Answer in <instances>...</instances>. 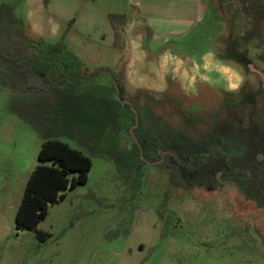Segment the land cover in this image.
I'll use <instances>...</instances> for the list:
<instances>
[{
  "label": "rangeland",
  "instance_id": "obj_1",
  "mask_svg": "<svg viewBox=\"0 0 264 264\" xmlns=\"http://www.w3.org/2000/svg\"><path fill=\"white\" fill-rule=\"evenodd\" d=\"M231 1L229 42L219 51L244 81L237 92L220 82L185 95L177 85L162 94L128 87L124 66L110 64L117 56L77 33L84 30L79 19L53 33L59 22L41 9L37 33L38 4L0 0L3 39L40 45L51 86H62L39 92L25 85L36 76L0 75V264H264V211L230 185L199 187L211 164L222 165L220 157L205 158L209 152L248 169L261 159L252 140L264 145V0ZM65 39L78 66L64 51L48 53L47 45ZM104 71L121 77L144 133L159 142L147 158L131 138L138 116L135 124ZM47 140L81 151L92 167L84 185L49 206L38 229L50 236L41 242L35 231L16 229L15 215ZM190 155L201 158L183 166Z\"/></svg>",
  "mask_w": 264,
  "mask_h": 264
},
{
  "label": "crops",
  "instance_id": "obj_2",
  "mask_svg": "<svg viewBox=\"0 0 264 264\" xmlns=\"http://www.w3.org/2000/svg\"><path fill=\"white\" fill-rule=\"evenodd\" d=\"M30 2L39 5L32 22L34 31L42 29L36 21L41 9L59 22L53 33L60 32L62 25L70 30L73 22L79 25V19L84 30L77 33H82L86 43L95 44L97 51L108 50L112 58L117 56L110 64L124 66L123 80L132 89L163 93L173 84L183 94L195 95L200 87L213 89L220 82L226 87L215 62L231 66L219 51L222 40L229 42L226 30L231 0H46L45 4L27 0ZM68 40L60 43L71 52ZM208 51L214 54L213 63L205 67Z\"/></svg>",
  "mask_w": 264,
  "mask_h": 264
},
{
  "label": "trees",
  "instance_id": "obj_3",
  "mask_svg": "<svg viewBox=\"0 0 264 264\" xmlns=\"http://www.w3.org/2000/svg\"><path fill=\"white\" fill-rule=\"evenodd\" d=\"M110 19H112V16H110ZM18 33L21 36V31ZM5 34L6 27L0 23V75L4 74L6 69L12 72L19 70L23 76H31L32 78L36 76L39 78V80L36 79L38 81L26 79L25 85L27 89H34L39 92L49 90L53 93H60L62 90L61 85L51 86L49 69L43 60V52L40 45L20 38L17 39L14 45L3 39ZM47 50L48 53L54 55L61 54L64 51L71 56L72 61H76L77 65L74 64V61L73 64L78 66L80 60L68 51L62 43L49 44L47 45ZM104 72L112 78L119 102L136 119L138 116L139 124L133 130L134 134H129L132 136L131 138L135 142L139 153L141 149L143 157L147 158V155L151 153L152 149L157 147L156 144L159 142L152 140L153 136L151 134L144 133L140 124L138 109L133 102L128 101V103H125L127 100L123 97L125 88L121 77L114 71ZM99 73L95 72L90 78L82 81H89L97 77ZM63 82L65 83V81ZM172 85L170 84L169 87ZM145 91L148 92V90ZM160 97L163 96H157L155 99ZM136 122L137 120L134 123L136 124ZM252 143L256 146L257 155L261 156V159H257L248 169H239L235 165L229 164L227 156L223 152H209L205 158L211 160L215 157H220L222 165L215 166L211 164L204 177L207 183L204 186L199 184V187H205L207 190H216L224 186L226 182L231 183L232 187H235L246 200L255 203L258 208L264 211V145L259 144L257 139H253ZM198 158H201V156H187L182 164L188 167ZM91 167L90 158L81 151L58 140L44 141L37 154V165L28 175L24 194L15 215L16 229L33 230L36 232L39 241L46 242L50 234L38 229V225L47 217L49 206L62 201L68 191L84 185L88 180Z\"/></svg>",
  "mask_w": 264,
  "mask_h": 264
},
{
  "label": "clouds",
  "instance_id": "obj_4",
  "mask_svg": "<svg viewBox=\"0 0 264 264\" xmlns=\"http://www.w3.org/2000/svg\"><path fill=\"white\" fill-rule=\"evenodd\" d=\"M56 27L57 26L54 25L53 32L56 31ZM213 56L214 54L212 51H208L205 54L204 56V59L206 60V63L204 65L205 67H208L209 64L213 63ZM215 67L226 81L225 90L228 92H237L244 81V76L239 71L235 70L231 66L224 64L223 62L220 61L215 62ZM191 86H192V82L190 81L189 87Z\"/></svg>",
  "mask_w": 264,
  "mask_h": 264
},
{
  "label": "water",
  "instance_id": "obj_5",
  "mask_svg": "<svg viewBox=\"0 0 264 264\" xmlns=\"http://www.w3.org/2000/svg\"><path fill=\"white\" fill-rule=\"evenodd\" d=\"M117 99L119 100V97L118 96H117ZM125 103H128V101H125ZM135 120H137L136 117H135ZM140 156L143 159V155H142L141 149H140Z\"/></svg>",
  "mask_w": 264,
  "mask_h": 264
},
{
  "label": "flooded vegetation",
  "instance_id": "obj_6",
  "mask_svg": "<svg viewBox=\"0 0 264 264\" xmlns=\"http://www.w3.org/2000/svg\"><path fill=\"white\" fill-rule=\"evenodd\" d=\"M225 184L232 186V184L231 183H228V182H226Z\"/></svg>",
  "mask_w": 264,
  "mask_h": 264
}]
</instances>
